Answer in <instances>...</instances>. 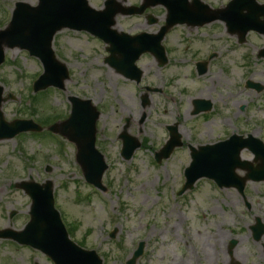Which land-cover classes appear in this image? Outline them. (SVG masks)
<instances>
[{"label": "rangeland", "instance_id": "1", "mask_svg": "<svg viewBox=\"0 0 264 264\" xmlns=\"http://www.w3.org/2000/svg\"><path fill=\"white\" fill-rule=\"evenodd\" d=\"M37 1L0 0V29L8 23L15 3L36 6ZM104 1L88 0L95 9ZM117 1L125 7L141 3ZM201 1L218 9L229 0ZM146 14L156 22L149 23ZM164 19L165 10L154 7L141 16H117L116 29L130 35L155 34ZM162 44L170 55L167 65L158 69L151 56H141L136 65L143 78L136 86L104 64L107 53L102 42L86 33L62 30L54 37L53 50L66 65L69 80L64 90L47 89L34 101L32 83L42 73L41 64L23 50L5 49L0 66V112L6 122L32 120L42 128L39 134L46 133H25L0 141V230L20 231L29 219L30 199L15 184L29 178L36 183L48 180L55 208L72 230L71 240L85 250H94L102 264H126L138 242L145 245L136 264H217L218 258L208 263L206 257L208 253L212 260L215 249L224 254L218 264L227 263L234 254L239 264H260L264 238L253 243L249 228L256 219L264 222V183H247L245 200L234 190H219L205 179L191 192L180 197L176 193L183 184V169L190 163L188 145L214 144L232 134L252 135L264 144V59H257L264 49V37L249 33L246 43L240 45L225 32L224 25L213 23L199 30L174 27ZM205 58L211 59L208 71L195 76L194 64ZM246 80L262 91L245 89ZM144 87L158 91L149 94L146 105L141 102ZM200 93L211 102L213 111L192 116V101ZM71 96L91 100L101 114L96 148L108 166L102 179L106 193L85 183L75 162V147L47 133L54 119L68 117ZM126 119V132L141 142L128 161L120 157L118 140ZM175 123L183 147L157 164L154 155L168 137L165 127ZM241 159L251 162L253 157L243 150ZM10 214H14L11 219ZM34 263L52 264L37 251L0 240V264Z\"/></svg>", "mask_w": 264, "mask_h": 264}, {"label": "water", "instance_id": "2", "mask_svg": "<svg viewBox=\"0 0 264 264\" xmlns=\"http://www.w3.org/2000/svg\"><path fill=\"white\" fill-rule=\"evenodd\" d=\"M144 4L138 8H122L114 0L106 3L103 11L90 8L86 0H39L36 8L27 4L17 3L12 19L8 26L0 32V64L4 61L5 48L20 47L32 56L38 57L43 64L44 74L34 83V91L44 90L49 86L63 88L67 79L66 67L59 63L52 51V40L56 32L63 28L85 30L109 44V57L105 62L118 73L130 80L139 81L141 72L135 67V62L145 52L154 53L163 59V49L160 46L167 31L177 25H203L212 20L223 21L227 28L239 35V41L250 30L264 34V6H257L254 0H233L225 9L212 11L210 18L205 20L203 14L207 10H200L187 5L186 0H143ZM162 5L166 11L165 26L157 35L141 34L129 36L112 29L117 15H140L148 7ZM204 12V13H203ZM262 17V20H259ZM259 57H264V52ZM204 70L202 71V73ZM248 87H254L248 83ZM259 90V89H257ZM2 89L0 88V93ZM72 111L70 118L49 128L50 131L65 137L76 146V162L80 166L86 181L99 189L101 175L106 169L103 157L94 149L95 123L99 113L90 101L71 99ZM197 107L204 110L210 108L206 102L196 101ZM31 122H14L5 124L0 113V140L12 138L15 134L35 129ZM124 140V156L129 158L131 152L139 146L135 139L125 134L120 136ZM241 138L232 137L228 142L214 147H204L199 150L190 149L192 163L186 171L188 182L183 190L191 189L194 181L202 176L213 179L219 186H236L241 192L245 181L264 180V146L261 142L249 139L246 144H240ZM126 146H131L130 150ZM176 128H170V140L157 154L156 159H167L174 148L180 147ZM247 147L258 162L256 169L239 159V151ZM220 149H231V152H217ZM246 171L242 181L237 179L235 170ZM237 179V181H236ZM17 187L22 189L32 200L29 216L30 221L20 233L0 231V238H12L41 251L55 264H101L94 253L85 252L77 248L68 239L67 233L60 221L59 214L53 208L52 184L44 185L22 182ZM188 187V188H187ZM259 226L255 227L257 230ZM141 248L134 254V259L140 255ZM134 261V260H133ZM129 262L128 264H132Z\"/></svg>", "mask_w": 264, "mask_h": 264}, {"label": "bare ground", "instance_id": "3", "mask_svg": "<svg viewBox=\"0 0 264 264\" xmlns=\"http://www.w3.org/2000/svg\"><path fill=\"white\" fill-rule=\"evenodd\" d=\"M110 76H111V74H110ZM197 99H202L203 98V94L202 93H200L199 95H197V97H196ZM208 255V256H207ZM206 257H207V262L209 263L210 262V256H209V254L207 253L206 254ZM235 257H237V259H238V256L236 255L235 256V254L231 257H229V259H227V262L229 263L230 262V260L232 261L233 259H235Z\"/></svg>", "mask_w": 264, "mask_h": 264}, {"label": "flooded vegetation", "instance_id": "4", "mask_svg": "<svg viewBox=\"0 0 264 264\" xmlns=\"http://www.w3.org/2000/svg\"><path fill=\"white\" fill-rule=\"evenodd\" d=\"M227 264H239V263H237V261H234V260L231 261L230 260V262L229 263L227 262Z\"/></svg>", "mask_w": 264, "mask_h": 264}]
</instances>
